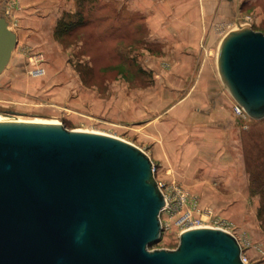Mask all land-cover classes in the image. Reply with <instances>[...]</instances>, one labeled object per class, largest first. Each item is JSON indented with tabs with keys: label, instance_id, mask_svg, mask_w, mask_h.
I'll return each mask as SVG.
<instances>
[{
	"label": "rangeland",
	"instance_id": "374dc122",
	"mask_svg": "<svg viewBox=\"0 0 264 264\" xmlns=\"http://www.w3.org/2000/svg\"><path fill=\"white\" fill-rule=\"evenodd\" d=\"M43 1L47 7L30 8L22 0H0V15L15 32L20 11L35 17L48 8L52 14V0ZM65 2L55 21L32 25L38 35L25 38L21 32L16 38L0 72V119L59 122L67 129L113 135L143 150L169 205L159 213V239L148 249L177 246L180 228L174 219L189 205L179 203L182 192L212 209L216 222L207 224L232 233L247 264H264V229L256 214L264 184V117L237 116L227 90L218 93L222 83L216 69L226 32L248 25L264 34V0ZM77 14L82 26L60 38L53 35L58 18ZM190 17L197 20L192 24L197 33L184 23ZM175 18L180 21L172 22ZM172 28L175 35L168 33ZM200 90L207 95L203 109L210 98L221 106L232 100L233 120L221 132L203 128L195 139L182 115L195 112L194 99H203ZM156 132L160 141L163 132L169 135L154 152L151 134ZM164 154H171V166L158 160Z\"/></svg>",
	"mask_w": 264,
	"mask_h": 264
},
{
	"label": "water",
	"instance_id": "95a60500",
	"mask_svg": "<svg viewBox=\"0 0 264 264\" xmlns=\"http://www.w3.org/2000/svg\"><path fill=\"white\" fill-rule=\"evenodd\" d=\"M16 42L0 15V72ZM216 69L247 116L264 117V34L238 25ZM164 199L147 154L113 135L0 120V264H245L235 236L200 226L159 239Z\"/></svg>",
	"mask_w": 264,
	"mask_h": 264
},
{
	"label": "crops",
	"instance_id": "0c3cea01",
	"mask_svg": "<svg viewBox=\"0 0 264 264\" xmlns=\"http://www.w3.org/2000/svg\"><path fill=\"white\" fill-rule=\"evenodd\" d=\"M20 4H21V0ZM22 4L26 7H47V4H44L45 1L43 0H22ZM65 0H52V3L50 2L49 7L52 8V14L50 12V14H48V8L46 9V13L45 11H41L44 12V15H38L33 17L31 15V11L30 10H26V12L23 14V16H21V11L19 14V20H18V27L15 30V34H16V38L17 40H19V38L21 39V32H23V37L28 38V36H32V33L35 34H39L38 30V26H36V28L32 27L33 24H41L43 22H53L56 20V17L58 15V12L61 8L64 7L65 5ZM179 19H183V17H179ZM185 22L189 24V29L192 31H196L195 30V26H193V23H196L197 20H195V18L190 17V18H184ZM175 21H180L178 19L175 18V20L173 19L172 22ZM22 24L24 25V27H22ZM37 29V30H36ZM172 30V31H171ZM176 28H172L168 30V33L172 32L174 35L176 33ZM197 33V32H195ZM193 34V33H192ZM191 34L190 37H193ZM181 34H179L180 36ZM195 35V34H194ZM197 35V34H196ZM169 36V35H168ZM170 37V36H169ZM172 37V36H171ZM180 67V66H179ZM198 87L202 86V82H198L197 84ZM225 88L223 87V85L221 84V86L218 89V93L225 95L224 92ZM199 93L202 95L200 96L201 98L203 97V99L200 100V98H195L194 101V108H196L195 112L193 113H187V114H183L182 118L187 119V122L184 123V126L188 129L191 128L193 129L194 132V138L195 134L197 132H199L201 129L203 128H212L215 129V127L219 128L218 130L221 132L222 130H225V128L230 127L232 124L229 123H225V122H232L233 118H232V113L230 110V107H228L232 100H229L226 102V104L224 106H221L220 104L217 103V100L215 98H210L208 100L209 102V106L207 109H203L201 106L203 104V102L205 101V97L207 96L205 94V92L203 90H200ZM199 104V105H198ZM229 104V105H228ZM169 119V118H168ZM154 120H152V124L149 125H154ZM164 121H162L163 123ZM168 126V124H167ZM223 126V127H222ZM197 130V131H196ZM168 132L162 134L161 136V141L158 140L160 137L158 136L157 132L156 133H152L151 136L153 137V139H156L155 141L153 140V142H151V150L152 151H158V149L162 146L163 147V143L164 138L168 137ZM217 142H220L219 137H217ZM197 143V142H196ZM202 144V143H200ZM160 145V146H159ZM159 146V148H158ZM158 156V160L161 161V164L165 167L171 166L172 163V159H171V154L169 155H157Z\"/></svg>",
	"mask_w": 264,
	"mask_h": 264
},
{
	"label": "built area",
	"instance_id": "2783aa9c",
	"mask_svg": "<svg viewBox=\"0 0 264 264\" xmlns=\"http://www.w3.org/2000/svg\"><path fill=\"white\" fill-rule=\"evenodd\" d=\"M38 70L39 69H35L34 73L35 74L38 73L39 72ZM232 109L237 116L243 119L247 118V114L244 112L243 108L236 102H233ZM179 195H180L179 203L182 204V206L186 201L189 202L188 207L182 208L180 213L174 219L175 225H177L180 228L179 233L187 228L211 226L207 224L208 221L216 222L215 220L216 216L213 214L212 209L210 207L208 206L200 207L194 201L189 200L185 193L180 192ZM163 199L164 202L160 209V212L169 206L165 194H163ZM211 227H216V226H211ZM223 230L228 231L227 229H223ZM240 259L242 262L247 264L246 258L241 252H240Z\"/></svg>",
	"mask_w": 264,
	"mask_h": 264
},
{
	"label": "trees",
	"instance_id": "16d2710c",
	"mask_svg": "<svg viewBox=\"0 0 264 264\" xmlns=\"http://www.w3.org/2000/svg\"><path fill=\"white\" fill-rule=\"evenodd\" d=\"M77 15L78 16L74 19H66L62 16L58 18L53 28V35L57 38H60L70 31L82 26L84 24L83 18L80 16V14ZM256 214L261 220V225L264 229V184L260 190L259 205L257 207Z\"/></svg>",
	"mask_w": 264,
	"mask_h": 264
},
{
	"label": "bare ground",
	"instance_id": "6f19581e",
	"mask_svg": "<svg viewBox=\"0 0 264 264\" xmlns=\"http://www.w3.org/2000/svg\"><path fill=\"white\" fill-rule=\"evenodd\" d=\"M8 26H9V24H8ZM9 28H10V26H9ZM0 120H16V119H14L13 117L12 118L11 117H5V118H2ZM17 121H22V120L17 119ZM33 122H37V121H33Z\"/></svg>",
	"mask_w": 264,
	"mask_h": 264
}]
</instances>
